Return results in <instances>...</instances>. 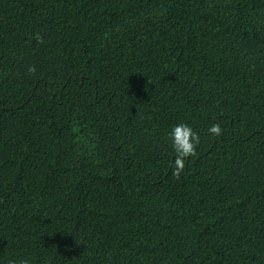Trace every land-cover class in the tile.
<instances>
[{"label":"trees","instance_id":"16d2710c","mask_svg":"<svg viewBox=\"0 0 264 264\" xmlns=\"http://www.w3.org/2000/svg\"><path fill=\"white\" fill-rule=\"evenodd\" d=\"M25 262L264 264V0H0V264Z\"/></svg>","mask_w":264,"mask_h":264},{"label":"clouds","instance_id":"9594fccd","mask_svg":"<svg viewBox=\"0 0 264 264\" xmlns=\"http://www.w3.org/2000/svg\"><path fill=\"white\" fill-rule=\"evenodd\" d=\"M39 39V37H38ZM30 71L34 72L32 68ZM208 131L213 135H220L222 129L218 123L213 124ZM172 147L175 152V161L173 168V176L179 179L180 174L184 171L185 159L189 156H195L196 146L200 143L199 134L194 132L192 128L184 123L177 124L170 132ZM26 264V262H25Z\"/></svg>","mask_w":264,"mask_h":264}]
</instances>
